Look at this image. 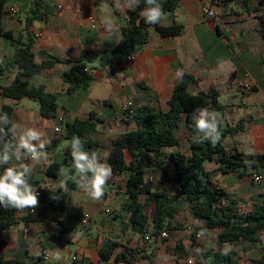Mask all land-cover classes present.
Wrapping results in <instances>:
<instances>
[{
  "label": "crops",
  "instance_id": "obj_1",
  "mask_svg": "<svg viewBox=\"0 0 264 264\" xmlns=\"http://www.w3.org/2000/svg\"><path fill=\"white\" fill-rule=\"evenodd\" d=\"M118 2L122 3V0H48V4L55 9L48 22L37 27L41 28L38 32L42 34L36 39L34 50L37 62L41 64L53 57L62 60L80 59L88 53H99L116 47L121 41L122 29L127 25L129 10L118 8ZM205 2V0H180L178 10L166 14L167 19L162 22V26L165 28L181 26L182 35L175 38L162 37L154 29H150V42L136 56L133 63L125 60L114 63L112 68L111 64L102 66L99 61H95L87 69L89 73L90 69L94 68L95 82L85 94L82 91L73 95L67 93L68 85L64 81L63 74L70 71L72 66L59 64L31 79L32 86H44L48 93L57 97L60 107L57 120H45L40 112L37 114L27 106H23L24 103L33 102H5L0 98V107L10 104L15 108L16 138L19 139L20 134H25L29 128H41L43 137L40 141L47 144L44 151L50 148L52 142L59 139L58 134L55 133L57 126L53 128L51 123L59 124L60 119L65 122L70 116L65 108L70 105L76 112L77 119L80 120H86L97 107L105 108L106 106L101 105L100 101H110L112 106L108 108H114L116 105L120 112L123 106L132 104L135 108L137 101L144 100L141 105H149L156 110L167 112L168 101L182 78L177 76V72L180 71L183 75L188 72L198 79V84L190 88L192 94L203 92L219 95L220 103L227 107L224 114L216 115L218 123L224 127L243 125V132L226 138L224 147L227 153L243 156L264 155V42L258 38L257 33L258 17L264 14V5L258 0L249 1L247 7L244 4L245 0H224L221 17L207 20L203 14ZM251 10L258 12H250ZM109 22L116 26L114 31L110 32L106 28ZM22 24L24 27V22ZM6 32L11 30L7 29ZM2 49L4 52L0 58V66L4 70V75L0 78V84L8 86L15 79L18 71L12 65L14 53H11L9 48L7 50L6 46ZM246 85L252 86L253 91H247ZM223 98L225 101L221 102ZM117 119L116 117V126H119L121 121L125 124L130 123L125 118H121L119 122ZM35 123L37 125H33ZM107 123L108 121L103 126H99L97 134L110 129V125L114 124V122H110L109 125ZM105 125H108L107 128L100 130ZM133 130L135 128L130 131ZM180 130H184L183 140L178 137L181 145L186 142L190 148L191 137L184 125ZM48 132L49 138H47ZM109 132L108 130L103 137L112 144L115 137ZM62 133L64 135V131ZM182 147L174 151L182 153ZM45 152L48 153L47 160L32 162L33 171L29 181L38 182V186L34 188L36 190L64 189L67 184L65 177L62 183H59L60 178L54 180L47 176L48 168L56 163L55 157L59 155V145L56 149ZM67 152L70 151H66L65 154ZM186 155H190V149L189 154ZM29 161L31 160L28 158L21 162L14 158L10 166L30 165ZM255 163L258 164V160L249 161L251 165ZM63 171H68V178H72L69 175L71 171L76 172L74 166L69 164L62 167L60 177L64 176ZM157 171L159 170L153 172L157 174ZM207 171L210 173L212 187L229 194V200L236 205L239 212L249 214L258 211L264 205V161L258 170L248 168L224 174L218 165L209 163ZM255 173L263 177V183L259 186L253 184L251 180ZM77 176L78 173L74 178ZM121 177L124 176H114L107 182L104 196L100 200L91 199L80 186L75 191L64 190L62 196L67 206L64 214H55L39 204L35 209L23 210L19 214L20 219L28 217L30 210H34V214L38 213V217L28 221L19 220L17 226L6 231L7 241L3 251L5 257L27 261L33 256L42 257L43 254H49L51 260L42 264H72L74 258H77L75 264H104L99 251L107 240H114L131 247L145 245L149 240L145 243L140 235L127 228V214L126 220L119 219L121 214L112 216L111 210L124 212L123 206L127 201L125 186H122L120 191L117 189ZM251 186L253 189L250 188ZM223 202L226 203V200L224 199ZM71 212L75 220L70 219ZM86 214L91 216L88 227L82 225ZM195 221L202 226L201 222ZM220 233V231H207L205 234L200 233L199 239L193 240V235L189 236L186 232L169 240L165 245L161 243L154 264H188L190 260L193 264H208L204 259L206 252L208 250L222 252L226 246L232 248L229 254L235 255L239 264H253L254 261L262 258L263 253L260 248H264V234L261 236L260 246L249 244L219 246L217 237ZM43 235L48 242L54 243L55 251L48 249ZM136 236L140 237V241ZM177 243H181L190 255L180 259L166 252L168 247H175ZM70 245L76 248L69 259L67 253ZM194 248L198 251L196 255L193 254ZM120 251L121 248L118 252ZM58 254L62 259L54 260L53 257ZM111 264H114L113 261Z\"/></svg>",
  "mask_w": 264,
  "mask_h": 264
},
{
  "label": "trees",
  "instance_id": "obj_2",
  "mask_svg": "<svg viewBox=\"0 0 264 264\" xmlns=\"http://www.w3.org/2000/svg\"><path fill=\"white\" fill-rule=\"evenodd\" d=\"M244 4L247 7L248 2ZM264 5V0H258ZM165 14L175 13L179 8L180 0H159ZM9 0H0V21L9 17ZM146 5L141 0L138 7L129 9L127 12V25L122 29L120 43L111 49L99 53H88L80 59L62 60L53 57L51 60L41 64L37 62L35 55L36 33L41 30L36 23L45 24L54 12V6L48 4V0H33L31 8L26 15L24 28L15 38L12 32L2 33L0 36L11 41L14 48L12 59L13 67L18 71L13 82L4 86L0 84L1 99L9 101H29L39 106V112L45 120H57L60 107L55 95L48 93L44 86L34 87L31 79L40 75L46 70L55 68L57 65L72 66L70 71L63 74L65 83L68 85L67 93L73 95L78 91H88L95 82L93 75L94 68L85 72L95 61L102 66L119 63L127 60L128 57L137 56L150 42V29H154L162 37H179L183 28L174 26L165 28L162 23L148 25L140 15ZM258 12L251 10L250 12ZM259 30L258 38L264 42V14L258 17ZM4 70L0 66V78ZM198 79L192 74L185 72L179 83L175 86L172 96L168 101L169 110L163 112L156 110L149 105H142L134 108L135 115L132 117L135 123V130L120 135L116 138L109 150L108 157L101 162H107L112 168V177L124 176L125 194L127 201L123 211L128 216L127 228L140 235L146 243V238L151 242L150 247L144 245L125 246L114 240H107L99 251L100 258L104 264H154L158 246L169 241V235L183 231L184 225L177 221L182 211V204L189 205L193 218L202 223L192 233L193 240H197L200 233L207 231H220L217 237V244L223 246L229 244L237 246L249 244L251 246L262 245L261 236L264 234V205L255 212L243 214L239 212L234 203L229 200L230 195L222 190L212 187L210 173L207 171V164L215 163L224 174H230L241 169L252 168L258 170L264 161L262 156L230 155L227 153L224 142L228 136H234L244 131L243 125L239 127H224L218 123L222 133L221 140L215 146L210 140L200 142L201 135L195 129L193 113L198 115L199 108H207L215 115L224 114L226 107L219 101V95L192 94L190 88L198 84ZM101 105L111 107L110 101H100ZM7 114L9 123L0 120V151L5 143L13 148L18 141L15 136V108L13 105L5 104L0 107V117ZM129 118L128 114L124 113ZM103 116L95 111L89 114L86 120L76 119L74 122H61L63 126V139L71 141L73 137L81 138V149L83 151L96 152L99 156L102 148L101 143L94 139L99 126L106 123ZM184 125L186 132L190 135V155L174 150L181 148L178 138V131ZM43 137V129L35 128ZM36 143V141H33ZM60 144V140H54L52 146L45 151H52ZM14 160V158H13ZM13 160L10 162H13ZM24 160V159H23ZM258 160V164H249V161ZM171 162L172 175L168 182L172 185L176 195L170 190L161 191L153 183L146 180V175L151 170L162 171L167 175L166 164ZM73 166L71 152L65 154V160L61 163H53L47 170L50 179L58 180L64 165ZM5 166V167H7ZM4 167H0L2 173ZM72 178L67 181L66 187L58 191L44 189L39 200L42 208L50 209L55 214H64L67 211L65 199L62 196L64 190L75 191L79 184L76 172L69 173ZM79 175V174H78ZM87 175H90L87 174ZM29 183L36 188L38 182ZM181 189V192L176 190ZM145 197V202H142ZM226 203L223 204V200ZM26 210V209H24ZM23 211V210H22ZM16 209H5L0 205V264H42L45 260L42 257H31L27 261L7 259L4 255L6 245V231L18 225L19 220H33L38 213L28 217L19 218L22 212ZM168 233L166 240H160L163 233ZM121 248V251L118 250ZM263 256L253 264H264V248H260ZM166 252L178 258H185L190 255L181 243L175 247H168ZM222 252L208 250L204 259L208 264H239L235 255L224 256Z\"/></svg>",
  "mask_w": 264,
  "mask_h": 264
},
{
  "label": "clouds",
  "instance_id": "obj_3",
  "mask_svg": "<svg viewBox=\"0 0 264 264\" xmlns=\"http://www.w3.org/2000/svg\"><path fill=\"white\" fill-rule=\"evenodd\" d=\"M146 7L142 9L140 15L148 25H157L167 19L163 11L162 4L159 0H143ZM141 0H122L117 3L118 8L133 9L138 7ZM106 28L111 32L116 29L112 23H107ZM183 73L178 71L177 76L182 77ZM195 120V129L202 134L200 142L210 140L215 146L221 140V131L214 112L207 108H199L198 115L193 113ZM4 123H9L7 114L0 117ZM0 133L3 129L0 128ZM41 133L35 128H29L28 131L19 137L14 148L5 143L4 148L0 151V167H4L0 173V205L5 209L24 210L26 208L35 209L38 204V193L29 183V177L33 171V166L29 164H20L19 167L7 166L15 158L21 161L25 158L33 162H40L48 159V153L44 151L46 145L40 141ZM38 141V143H33ZM49 143V142H48ZM71 156L73 166L78 173V184L84 189L87 195L94 200H100L105 193L107 182L112 177V168L107 162H101L96 152L90 153L81 149V138L73 137L71 140ZM27 154V157L25 156ZM7 166V167H5ZM68 171H63L65 183L70 179L67 177ZM90 175H87L89 174ZM232 251L230 246L222 249V255L227 256ZM54 260H61V255L53 257Z\"/></svg>",
  "mask_w": 264,
  "mask_h": 264
},
{
  "label": "rangeland",
  "instance_id": "obj_4",
  "mask_svg": "<svg viewBox=\"0 0 264 264\" xmlns=\"http://www.w3.org/2000/svg\"><path fill=\"white\" fill-rule=\"evenodd\" d=\"M32 2L33 0H9V4H8V13L10 8L12 7H15L17 10H18V15L16 17H12L11 15L3 20L0 21V30L1 32L4 34L5 33V30H11V32L14 34L15 38H17L19 36V33L21 32V30H23V24L22 22H25V18H26V15L27 13L29 12L30 8H31V5H32ZM21 21V22H20ZM3 46H6L7 47V50L9 48V51H11V53L13 52L14 53V48L11 44V41L5 39L4 37H1L0 36V58L2 57V54L4 52V50L2 49ZM87 91H82L83 94H85ZM111 95H113L112 92H109ZM142 101H137L135 103V107L138 108L140 106H142ZM224 98L222 99L221 102H224ZM23 106H27L31 111L33 112H36L37 114H39V110H38V105L36 103H24ZM66 111L70 114V116L67 117V120L65 122H74L77 117H76V112L74 111V109L72 108V106H67L66 108ZM99 116H103L107 121H108V125L110 122H114V124L110 125V129L108 128V130L110 131L109 133L113 134V137H115L116 139V136L117 138L123 134V133H126L132 129L135 128V125H133V119L132 118H128L125 116L124 112L121 110L119 112V108L115 105L114 108H108V107H97L95 110H94ZM116 117L118 118V122L121 118H125L127 120V122H130L128 124H125V123H121L120 122V125L119 126H116L115 124V121H116ZM110 121V122H109ZM132 125H129L131 124ZM53 128L55 126H58L61 131L63 132V126L62 124H57L56 122H52L51 123ZM33 125H37L36 123L33 124ZM107 125V126H108ZM103 126V125H102ZM107 126L105 125L104 127H102L100 130H104L105 128H107ZM108 130L105 129L103 132H100L99 134H97L95 136V139L98 140L100 143H101V150H100V153H99V158L100 159H105L107 157V154L110 150V147H111V141L109 143L108 139L106 137H103L104 134L108 133ZM19 132V131H18ZM63 133L61 134H58L59 136V139H60V144H59V155L57 157H55V161L57 163H63L64 160H65V152L66 151H72V148H71V141H68V140H65L63 139ZM178 137L183 140V134H184V130H180L178 131ZM24 134H20V136H22ZM49 132L47 134V138H49ZM114 139V140H115ZM45 145H47L45 143ZM182 153L184 154H189V146L187 145L186 142H183L182 144ZM25 156L27 157V154H25ZM21 162V161H20ZM33 161H29L28 163H30V165H32ZM171 162L169 161L167 164H166V171H167V175H165L162 171H157V174L155 175L156 176V180L155 182L153 183L154 186L158 189H160L161 191H165V190H170V192L173 194V195H176L175 193V190L174 188L172 187V185L170 184V182H168V179L170 178V176L172 175V169H171ZM64 180V176H61L60 177V180H59V183H62V181ZM111 180V178L109 179V181ZM125 180L126 178L125 177H121V180H119V186H118V190L120 191V188L122 186H125ZM250 188L253 189V186H251ZM122 194V192H120V195ZM146 198L145 197H142V202H145ZM111 210V209H110ZM112 211V216L113 217H116L118 214H121L120 216V220H126L125 219V215L124 212H120L117 210V209H114V210H111ZM75 217L74 214L71 212L70 213V219L72 220H75L76 218H73ZM98 220V218L96 219ZM177 221L180 222L181 224L184 225V230L183 231H180V232H177L175 233L173 236H170L169 235V238L168 240H171V239H175L176 237H179L183 234H185L187 232V234H189V236L192 235L193 232L196 231V229L198 227H200V225L195 221V219L193 218V216L191 215L190 213V208H189V205L186 204V203H183L182 204V211L180 213V215L177 217ZM188 228H190V230H188ZM44 239H46V245L48 247V249H51L53 251L56 250V248L53 246L54 243L53 242H48V239L45 237V235L42 236ZM138 236H136L137 238ZM139 241H140V237H138ZM166 243H168V241L164 242L163 245H165ZM152 244L150 243V241H148L144 246L145 247H150ZM75 246L74 245H70L69 246V249H68V258L70 259L73 255V253L75 252ZM37 257V256H35Z\"/></svg>",
  "mask_w": 264,
  "mask_h": 264
},
{
  "label": "built area",
  "instance_id": "obj_5",
  "mask_svg": "<svg viewBox=\"0 0 264 264\" xmlns=\"http://www.w3.org/2000/svg\"><path fill=\"white\" fill-rule=\"evenodd\" d=\"M205 4H204V7H203V14H204V17L207 19V20H216L218 18L221 17L222 15V10L224 9V0H205ZM10 12V15L12 17H16L18 15V10L16 8H11L9 10ZM42 36L41 33L37 32L36 33V39L40 38ZM136 60V56H131V57H128L127 58V61L129 63H133L134 61ZM88 70L85 69V72H87ZM245 89L247 91H253V87L250 86V85H246L245 86ZM0 98H1V92H0ZM122 111L126 114H128V116L130 118L134 117L135 115V110H134V107L132 106V104H128V105H125L122 107ZM64 120L63 119H60L59 120V124H61V122H63ZM55 133L56 134H61L62 131L61 129L57 126L55 128ZM154 171V170H153ZM151 173V171H149L146 175V180L150 183H154L155 182V179H156V173L153 172ZM251 180L253 182V184H255L256 186H259L263 183V177L260 175V174H253L252 177H251ZM176 190H178V192H181V189L179 187H176ZM37 193H38V200H40L41 196H42V191L41 190H36ZM223 204H225L223 202ZM30 213L31 214H34V210H30ZM108 213H110V211H108ZM90 222H91V216L89 214H86L84 217H83V220H82V225L84 227H88L90 225ZM190 230V229H189ZM168 238V233L165 232L162 234L160 240H166ZM197 238L199 239L200 238V235L197 236ZM146 240H149V238H146ZM197 248H194L193 250V254L196 255L197 254ZM42 258L45 260V261H49L51 260V256L49 254H43ZM77 261V258H74L72 260V264H75ZM188 264H193V261L190 260L188 262Z\"/></svg>",
  "mask_w": 264,
  "mask_h": 264
},
{
  "label": "water",
  "instance_id": "obj_6",
  "mask_svg": "<svg viewBox=\"0 0 264 264\" xmlns=\"http://www.w3.org/2000/svg\"><path fill=\"white\" fill-rule=\"evenodd\" d=\"M39 23H36V26L38 27Z\"/></svg>",
  "mask_w": 264,
  "mask_h": 264
}]
</instances>
